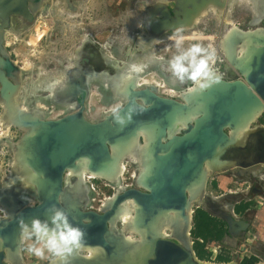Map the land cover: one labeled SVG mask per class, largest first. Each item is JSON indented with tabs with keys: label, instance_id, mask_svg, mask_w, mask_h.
<instances>
[{
	"label": "rangeland",
	"instance_id": "obj_1",
	"mask_svg": "<svg viewBox=\"0 0 264 264\" xmlns=\"http://www.w3.org/2000/svg\"><path fill=\"white\" fill-rule=\"evenodd\" d=\"M194 2L203 9L196 20L156 32L153 23L163 12L171 9L170 21L174 22L182 18L184 8L193 9ZM29 8V16L15 14L0 19V70L14 87L8 99L0 81V218L5 217L3 209L14 213L37 204L35 187L23 168L20 151L25 134L32 130L21 122L25 114L56 120L83 107L85 118L96 123L125 104L119 89H126L132 82L148 81L157 86L156 93L162 97H170L164 86L181 93L195 80L187 75L179 79L172 65L193 45L202 49L197 59L207 61L205 74L217 71L223 80H243L229 60L232 50L242 48L243 40L235 37L233 41L237 38V42L230 45L231 40L224 41V36L235 27L242 32H264V0H30ZM224 43L229 53L223 49ZM145 88L139 86L138 90ZM238 139L242 141L235 142L223 156V169L209 174L206 187L197 190L199 197L192 198L191 206L227 225L222 240L207 243L205 249L212 257L206 262L216 264L221 255L240 264L244 258L257 256L256 264H264V242L258 240L264 225V160L247 165L236 162L242 149L255 141L264 143V110L251 124L250 132ZM121 163L125 173L120 178L66 176L67 197L76 199L72 204L99 212L117 191L134 187L139 164L134 157H126ZM242 204L248 209L236 213V207ZM171 219L175 231L169 230L170 239L183 245L195 243L194 221L189 227L176 224L175 217ZM115 226L126 239L131 235L127 226ZM251 230L257 236L251 235ZM133 238L130 243L139 249L132 250L131 256L137 252L138 259L132 260L140 264L147 248L138 236ZM31 246L43 244L35 235L26 236L15 264H59L60 254L54 256L45 248L41 258L28 251Z\"/></svg>",
	"mask_w": 264,
	"mask_h": 264
},
{
	"label": "water",
	"instance_id": "obj_2",
	"mask_svg": "<svg viewBox=\"0 0 264 264\" xmlns=\"http://www.w3.org/2000/svg\"><path fill=\"white\" fill-rule=\"evenodd\" d=\"M20 2L22 0H0V19L7 20L15 14L29 16L25 8L16 10ZM192 6L193 9L184 8L182 18L174 22L170 21L169 11L163 12L162 19L154 21V29L157 32L184 27L190 23L188 18L202 9L196 2ZM237 38L242 40L240 36ZM261 45L252 54L247 75L230 61L243 80L217 78L200 90L192 101L201 106L202 115L187 130L172 137L169 131L179 115L189 112V104L162 97L147 87L143 90L131 88L125 104L96 123L85 118L83 107L56 120H42L26 114V127L35 130L26 139L25 134L20 151L24 169L30 177L31 174L36 176L31 182L37 204L15 211L7 220L0 218V264H8V256L15 264L23 244L22 236L32 231L33 221L47 223L51 230L56 212L64 215L70 228L81 232L78 242L82 246L101 250L94 261L76 254L69 261L66 258L67 264H126V254H131L132 244L126 241L124 234L117 230L112 232L110 219L127 200L135 202L137 223L146 230L147 249L140 264H215L200 260L192 247L194 243L183 245L170 237L157 236L154 231L164 213L174 211L181 215L179 217L188 219V188L202 181L208 162H224L223 156L235 144L228 132L244 124L264 106V42ZM1 65L0 61V68ZM0 81L4 95L10 97L14 87L1 70ZM142 130L155 132L150 147L153 167L145 178L146 188L136 186L117 191L113 202L103 211H87L77 205L70 208L76 199L67 197V171L77 169L81 160L87 161L91 172L107 171L115 157L113 148L129 142ZM74 251L70 249L67 257L75 255ZM17 264L21 263L17 261Z\"/></svg>",
	"mask_w": 264,
	"mask_h": 264
},
{
	"label": "bare ground",
	"instance_id": "obj_3",
	"mask_svg": "<svg viewBox=\"0 0 264 264\" xmlns=\"http://www.w3.org/2000/svg\"><path fill=\"white\" fill-rule=\"evenodd\" d=\"M200 12H201V9L199 11L195 12L194 14H192L188 19L190 21H193L194 19L196 20V18L199 16L198 14ZM261 33H262L261 29H258L257 31L242 32L238 28L235 27L232 30V32H228L226 34V36H224V41L227 40L229 42V40H231V43L229 42L230 45L234 44L235 41H233V40L235 37L240 36L242 38L243 44L241 46H239L242 48L239 50H236V49L233 50V52L229 55V60L232 62L233 66L240 69L244 75H247L249 72V64L251 62L250 60H251L252 54L255 51H258L260 46H262L261 44L264 42V34H261ZM237 34L239 36H235ZM172 39H173V37H172ZM222 45H223L222 47L225 50V52L229 53L228 48L225 46V43ZM213 73L214 72L207 71L206 74L198 77L194 81V84L192 86H190L188 89H186L185 91H183L181 93H177L174 90L166 88L165 86L163 87L166 89L167 92L171 91L170 93H168L169 94L168 96H170V97L175 96L172 98L178 99V100L180 99V100L184 101L185 103L187 102L186 104H189V107H190V110L187 114H181L176 118L175 125L169 131V137L175 136V135L179 134L180 132L187 130L188 127L190 126V124H193V122L195 120H197L202 115L203 110L201 109V106L199 104H196L192 100H194V98L198 96L197 94L200 92V90H202V88H206L207 86H209L213 79L221 78L219 76V73H217V72L215 74H213ZM129 80H132V79H129ZM138 85H145L147 88H153L154 91L157 92V89L153 85H151V83H149L148 81L147 82L144 81L143 83L140 82L139 84L132 82L127 86L126 89L120 88L119 90L122 89L121 93H123V96L125 97V99H127L128 94H130V92L132 90L131 88H135V87L138 88L139 87ZM178 96H179V98H176ZM190 101H191V103H190ZM263 110H264V106H262L250 118L246 119L244 124L240 125L236 129L230 130L228 133H229V137H230L231 142L242 141L238 138L243 137L244 134H247L250 132L251 124L257 119V117H259L261 115ZM27 119H28V117L25 114L22 117V121H21L22 124L26 125ZM34 130H35V128L33 127L32 130L27 134L25 139L28 136H30L31 134H33ZM154 138H155V132L153 130H151V131L142 130L137 134V136L132 138L129 142H127L125 144H120L118 147L113 148L115 157H114L113 161L111 162V164L107 166V171L102 172V173L91 172L87 168V164H86L87 161L81 160L78 163V168L77 169H71V170L67 171L66 176L73 175L75 177L80 176L83 179L88 178V179H105V180H109L106 178H110V180H111V178H114V177L120 178V177L124 176V173H125V167L121 163L122 160L126 157H134L136 160V163H138L140 166V173L138 175H136V178L134 181L135 186L144 189V188H146V185L144 184L145 178L150 175L149 174V172L151 173L150 169L153 167L152 153H151L150 147L153 144L152 142H153ZM141 139H144V142L140 141ZM23 155H24V160H25L26 156H25V154H23ZM221 169H223V164L221 162H219V161L218 162H208L206 164V169H205V173L203 175L202 181H200L198 184H194L193 186H191L187 190V192L189 194V201H188V205L186 208L187 214H188V219L187 218L184 219V218L179 217L181 215L179 213L174 212V211L164 213V216H163L164 222L160 223L161 220L163 221V218H162L156 224V228H155L156 230L154 231L155 235L162 236V237H170L168 234L169 230L175 231V224L174 225L172 224L173 220L171 219V217L177 218L176 224L179 223L180 225H183V226L189 225V227H190V224L192 222L190 217L192 216V212H193L192 206H191L192 198L199 197L198 196L199 193H197V190L199 188L204 189L206 187V183H207L209 174L214 173L216 171H221ZM35 179H36V176L31 174L30 180L34 181ZM116 194H117V192L115 193L114 196H112L111 198L108 199V201L104 205V208L101 211H103L105 208H107L109 203L111 204V202H113ZM76 205L80 206L78 203L77 204L71 203L70 208H74ZM80 207H83V206H80ZM137 210H138V207L136 206L135 202L133 200H127L118 209L114 218L110 219L111 228H112L111 230H112V232H116L115 229H117V228H115V227L117 225L115 226V224L121 223L124 226H127L129 228V231L131 234L127 239L124 237L127 242H133L134 241L133 236L136 235L140 238V241H141L140 243H143L146 245V242L144 240V234L146 233V230L141 229L139 227V224L137 223ZM3 211L5 213V217H4L5 220L11 218V216L13 215V212L10 213L4 209H3ZM169 218H170V221H169ZM166 220L168 222H166ZM26 236H27V234L22 236L21 243H23L26 240ZM136 244H138V243H136ZM72 245H73V247H75V253L76 254H80L81 256H83V258L85 260H89V261L96 260V257H97L96 251H98V253L101 251L98 248L84 247V246H82V244H80V242H77L76 244L68 245V249L71 248ZM61 248L63 249V245L61 246ZM68 249H63L60 252L59 264H67L68 261L71 260V258H73V257H70V258L67 257L68 252H69ZM131 249L132 250H135V249L138 250L139 248L135 244H133ZM118 251H119V248H118ZM63 253H65V255H63ZM89 253H91V255H89ZM76 254L74 256H76ZM66 258L68 261L66 260ZM132 259L138 260L137 259V252H135L133 254V257L131 256V254L130 255L126 254L125 263L126 264H135ZM7 262H8V264L12 263V260L10 259L9 256H8ZM203 264H206V263H203Z\"/></svg>",
	"mask_w": 264,
	"mask_h": 264
},
{
	"label": "clouds",
	"instance_id": "obj_4",
	"mask_svg": "<svg viewBox=\"0 0 264 264\" xmlns=\"http://www.w3.org/2000/svg\"><path fill=\"white\" fill-rule=\"evenodd\" d=\"M201 51L202 49L199 45H193L183 55L174 59L172 65L173 71L179 79L183 80L184 76L187 75L189 79L196 80L205 74L207 61L205 59H197V54ZM184 61H187V63L185 64ZM52 222L54 227L50 230L47 223H41L39 220L33 221L32 231L27 233V238L35 235L37 242L42 243L43 247L31 246L28 249L30 253L43 258L44 249L47 248L54 256H57L63 249H68V245L78 242L81 232L70 228L62 213L56 212L52 218ZM62 245L63 249L61 248Z\"/></svg>",
	"mask_w": 264,
	"mask_h": 264
},
{
	"label": "trees",
	"instance_id": "obj_5",
	"mask_svg": "<svg viewBox=\"0 0 264 264\" xmlns=\"http://www.w3.org/2000/svg\"><path fill=\"white\" fill-rule=\"evenodd\" d=\"M248 209L247 204H242L236 207V213H241ZM193 231L192 236L195 239L194 250L197 257L202 261L210 260L211 253L205 247L209 241H220L227 235V225L224 221L212 217L203 209L195 210L193 216ZM216 260L219 262H230L231 260L223 258L221 255L217 256ZM258 259L256 257L244 258L241 264H256Z\"/></svg>",
	"mask_w": 264,
	"mask_h": 264
},
{
	"label": "flooded vegetation",
	"instance_id": "obj_6",
	"mask_svg": "<svg viewBox=\"0 0 264 264\" xmlns=\"http://www.w3.org/2000/svg\"><path fill=\"white\" fill-rule=\"evenodd\" d=\"M29 2H30V0H27V1L22 0V2L19 3L20 5L16 7V10L19 9V7L22 10L25 8L27 10V12L29 13V15H31L30 14L31 9L29 8ZM171 11L172 10L170 9V12ZM162 17H163V13L160 16H158L157 19H162ZM262 33H264V32H262ZM216 72H214V73H216ZM138 86H145V85H138ZM167 94H168V92H167ZM172 97H175V96H172ZM176 98H179V96ZM262 149H264V143H262L261 141H257V142L255 141V142L251 143L246 150H243V149L241 150V152L237 155L238 159L236 160V162H238L242 165H247L250 162H261V160L262 161L264 160V153H263L264 151H262ZM98 180H100V179H98ZM129 188H135V186L129 187Z\"/></svg>",
	"mask_w": 264,
	"mask_h": 264
},
{
	"label": "crops",
	"instance_id": "obj_7",
	"mask_svg": "<svg viewBox=\"0 0 264 264\" xmlns=\"http://www.w3.org/2000/svg\"><path fill=\"white\" fill-rule=\"evenodd\" d=\"M263 228H264V225H263V227H262V229H261V231H260V234H258L260 237H258V240H261L260 238H263L261 241H263L264 242V231H263ZM263 231V232H262ZM245 234V233H244ZM250 234L251 235H253L252 234V230H251V232H250ZM256 234H254L253 236H255ZM257 236V235H256ZM255 257H257V256H255ZM216 262H218V264H227L226 262H219V261H216ZM228 263H230V262H228ZM241 264V263H240Z\"/></svg>",
	"mask_w": 264,
	"mask_h": 264
},
{
	"label": "built area",
	"instance_id": "obj_8",
	"mask_svg": "<svg viewBox=\"0 0 264 264\" xmlns=\"http://www.w3.org/2000/svg\"><path fill=\"white\" fill-rule=\"evenodd\" d=\"M258 237H260V236H258ZM261 240L263 239V238H260Z\"/></svg>",
	"mask_w": 264,
	"mask_h": 264
}]
</instances>
